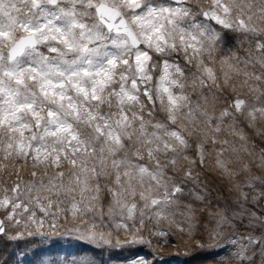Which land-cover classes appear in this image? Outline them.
Wrapping results in <instances>:
<instances>
[{
  "label": "snow or ice",
  "instance_id": "1",
  "mask_svg": "<svg viewBox=\"0 0 264 264\" xmlns=\"http://www.w3.org/2000/svg\"><path fill=\"white\" fill-rule=\"evenodd\" d=\"M261 202L264 0H0V235L264 264Z\"/></svg>",
  "mask_w": 264,
  "mask_h": 264
},
{
  "label": "trees",
  "instance_id": "2",
  "mask_svg": "<svg viewBox=\"0 0 264 264\" xmlns=\"http://www.w3.org/2000/svg\"><path fill=\"white\" fill-rule=\"evenodd\" d=\"M214 176L210 171L205 172L201 176V181L205 183L208 191L211 193L209 199L212 200L213 207L219 201L222 206V200L227 198V195L222 196V190L219 189L220 182L217 186H208L205 178ZM190 184L188 185V187ZM222 187V185H221ZM207 214L200 219L199 228L202 231L205 225ZM172 240L175 245L174 248L169 250L167 256H158L153 258L150 264H215L216 261H223L227 258V249L221 250L220 248L188 252L182 247L177 248L176 243H181L177 236H173ZM58 239H43L41 237L28 238L27 241H5L0 236V264H34L41 257L58 256L65 262L79 259L81 256L87 255L94 257L96 264H116L125 263L128 259H133L140 254L152 255V249L144 246H137L134 250H111L104 253H98L96 249H90V246L79 243L78 240L67 239L65 241ZM179 252L176 254V251ZM220 264V263H219Z\"/></svg>",
  "mask_w": 264,
  "mask_h": 264
},
{
  "label": "rangeland",
  "instance_id": "3",
  "mask_svg": "<svg viewBox=\"0 0 264 264\" xmlns=\"http://www.w3.org/2000/svg\"><path fill=\"white\" fill-rule=\"evenodd\" d=\"M156 2L157 3H167L168 2V0H156ZM157 59V62H160V58H156ZM171 60H173V61H178V62H180V63H183V60H182V57L181 56H176V55H174V56H172L171 58H170ZM154 75H159V73L158 72H156V73H154ZM211 173H213V172H211ZM214 174V176H210L209 178H205V180H206V182L208 183V186H217L216 184L218 183V182H220V187H219V189H221L222 190V196H224V195H227V198L226 199H224V200H222V206H223V204H224V201L225 200H230V199H232V197H230V194H229V183H228V181L226 180V179H224V178H222V177H220V176H218L217 174H215V173H213ZM201 183L203 184V185H205V183H203L202 181H201ZM221 185H222V187H221ZM206 186V185H205ZM192 187V184H190V186H189V188H191ZM206 188H207V186H206ZM208 190V189H207ZM223 193H224V195H223ZM262 204H264V202H261ZM201 207H202V205H201ZM249 207L253 210V211H256L258 214H264V213H262V209H261V207H258V206H255V205H249ZM206 219H207V217H206ZM207 223V220L205 221V224ZM1 237H3V239L6 241H9L6 237H4V236H2L1 235ZM42 238V237H41ZM44 239V238H43ZM45 239H47V238H45ZM55 239H58V240H63V241H65V240H67V239H73V240H77L75 237H70V236H65V237H58V238H55ZM62 241V242H63ZM79 243H81V244H84V242H81V241H79ZM85 245V244H84ZM175 247V245H173L172 247L169 245V246H165L164 245V243H161V244H159L157 247H155V248H152V251H153V253H154V255L155 256H167V254H168V252H169V250H171L172 248H174ZM182 248V247H181ZM90 249H93V248H91L90 247ZM111 250H115V249H96V251L98 252V253H104V252H108V251H111ZM176 251V250H175ZM179 251L177 250L176 251V256H177V253H178ZM180 253V252H179ZM181 254V253H180ZM59 256V255H58ZM58 256H53V257H51V258H49V257H41L39 260H37L36 262H34V264H48V262L49 261H55L56 262V264H68V262H65L64 260H62V258H59ZM141 257H144L145 259H147L148 261H149V263H150V258H151V255L150 256H144V255H141ZM125 264H128V262L127 263H125Z\"/></svg>",
  "mask_w": 264,
  "mask_h": 264
},
{
  "label": "bare ground",
  "instance_id": "4",
  "mask_svg": "<svg viewBox=\"0 0 264 264\" xmlns=\"http://www.w3.org/2000/svg\"><path fill=\"white\" fill-rule=\"evenodd\" d=\"M219 263H220V261H216V262H215V264H219Z\"/></svg>",
  "mask_w": 264,
  "mask_h": 264
}]
</instances>
